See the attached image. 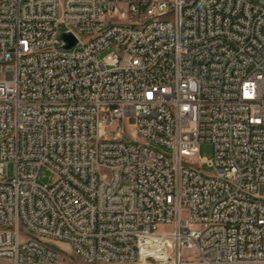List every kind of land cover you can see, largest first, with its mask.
Here are the masks:
<instances>
[{
  "label": "built area",
  "instance_id": "built-area-1",
  "mask_svg": "<svg viewBox=\"0 0 264 264\" xmlns=\"http://www.w3.org/2000/svg\"><path fill=\"white\" fill-rule=\"evenodd\" d=\"M262 185L264 0H0V260L264 264Z\"/></svg>",
  "mask_w": 264,
  "mask_h": 264
},
{
  "label": "rangeland",
  "instance_id": "rangeland-1",
  "mask_svg": "<svg viewBox=\"0 0 264 264\" xmlns=\"http://www.w3.org/2000/svg\"><path fill=\"white\" fill-rule=\"evenodd\" d=\"M133 124V122H131ZM199 156L203 159H206L208 161H211L214 156V146L209 142H203L200 145L199 149ZM203 170L207 173H211L212 170L208 168V166H205ZM13 166H10L9 173L11 176H13ZM58 177L57 174L52 171L50 168H44L41 172V175L38 179V183L45 186H53L55 182L57 181ZM259 195L261 197H264V185H262L259 189ZM159 231H171V227L168 226H160ZM50 246H53V248L60 253L62 258L69 264H83L82 261L76 256V254L72 251L70 246L66 243H52L47 242ZM0 264H12L8 261H2L0 260Z\"/></svg>",
  "mask_w": 264,
  "mask_h": 264
},
{
  "label": "water",
  "instance_id": "water-1",
  "mask_svg": "<svg viewBox=\"0 0 264 264\" xmlns=\"http://www.w3.org/2000/svg\"><path fill=\"white\" fill-rule=\"evenodd\" d=\"M61 39L64 42V49L71 50L78 45V40L71 33H63Z\"/></svg>",
  "mask_w": 264,
  "mask_h": 264
},
{
  "label": "bare ground",
  "instance_id": "bare-ground-1",
  "mask_svg": "<svg viewBox=\"0 0 264 264\" xmlns=\"http://www.w3.org/2000/svg\"><path fill=\"white\" fill-rule=\"evenodd\" d=\"M124 264H131V262H124Z\"/></svg>",
  "mask_w": 264,
  "mask_h": 264
}]
</instances>
